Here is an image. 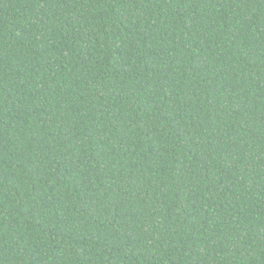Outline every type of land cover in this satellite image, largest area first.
<instances>
[{
  "label": "trees",
  "instance_id": "obj_1",
  "mask_svg": "<svg viewBox=\"0 0 264 264\" xmlns=\"http://www.w3.org/2000/svg\"><path fill=\"white\" fill-rule=\"evenodd\" d=\"M0 264H264V0H0Z\"/></svg>",
  "mask_w": 264,
  "mask_h": 264
}]
</instances>
